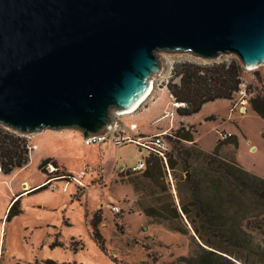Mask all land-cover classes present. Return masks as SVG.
Here are the masks:
<instances>
[{
  "label": "water",
  "instance_id": "obj_1",
  "mask_svg": "<svg viewBox=\"0 0 264 264\" xmlns=\"http://www.w3.org/2000/svg\"><path fill=\"white\" fill-rule=\"evenodd\" d=\"M158 53L258 68L264 0H0V124L105 135L161 73Z\"/></svg>",
  "mask_w": 264,
  "mask_h": 264
},
{
  "label": "rangeland",
  "instance_id": "obj_2",
  "mask_svg": "<svg viewBox=\"0 0 264 264\" xmlns=\"http://www.w3.org/2000/svg\"><path fill=\"white\" fill-rule=\"evenodd\" d=\"M157 55L164 68L178 61L199 60L187 54ZM168 78L166 73L156 81L153 77L151 83L155 81V88L137 112L118 117L124 136L131 139L141 135L150 139L159 131H167V134L184 124L186 128L194 126L200 148L211 151L222 132L231 133L238 143L235 148L237 162L264 179V120L248 105L245 106L248 111L242 112L240 97L235 101L239 104L237 107L231 100H217L205 104L192 117H181L176 112L179 106L174 104L166 87ZM242 82L247 88L252 87L255 94L262 91L264 65L244 70ZM28 138L33 146L29 164L10 175H4L0 169V222L13 198L10 197L11 189L17 188V193L27 191L19 197L22 213L12 219L8 227L4 225L1 246L6 241V250L1 251L0 264H44L47 261L54 264H173L178 257L189 253L193 233L173 231L186 228V221L173 223L175 229H172L148 219L142 212L147 206L158 207L170 199L162 200L164 197L152 190L157 188L141 173L129 176L118 173L117 168L137 163L136 146L131 141L118 145L112 137L101 143L86 144L78 130L45 131ZM165 140L173 153V146L167 138ZM233 150L232 146L226 147L224 155ZM46 159L56 161L62 170L76 178L90 167L81 178L83 190L79 197V182L73 177L72 181L56 179L52 182L54 188L49 186L30 194L31 187L47 180L48 175L40 169ZM167 173L165 184L174 196L179 189L188 202L185 181L192 173L185 172L182 167L175 173L177 178L173 171ZM115 206L121 211H115ZM98 211L103 215L102 240L96 238L92 224ZM262 211L264 207L248 212L252 213L249 216L253 226L259 224L261 217L257 215ZM55 243L58 245L53 246ZM253 243L259 253L244 254L249 256L251 264H264V239Z\"/></svg>",
  "mask_w": 264,
  "mask_h": 264
},
{
  "label": "trees",
  "instance_id": "obj_3",
  "mask_svg": "<svg viewBox=\"0 0 264 264\" xmlns=\"http://www.w3.org/2000/svg\"><path fill=\"white\" fill-rule=\"evenodd\" d=\"M244 70L246 69L242 63L234 57L207 62H175L173 79L166 87L175 103L181 104L176 109L177 114L192 117L205 104L217 100H231L237 106L236 99L240 97L239 100L242 101L239 91ZM258 79L262 81V78ZM245 100L254 113L264 120V89L255 94L252 87L248 88ZM169 133L163 137L169 140L174 152L168 154L167 162L157 154H150L147 168L141 174L157 188L152 190L164 197L162 200L169 198L170 201L161 203L158 207L147 206L142 212L148 219L170 228L175 222L186 221V228L173 231L187 235L193 233L190 250L187 255L178 257L173 264H251L249 256L244 253H259V248H256L253 241L264 239V211L257 215L261 218L256 226L252 225V218L249 216L252 213L248 212L264 207V179L247 171L237 162L235 148L238 143L233 136L225 141L219 140L213 150L205 151L196 142L194 133L197 130L194 126L186 128L182 124ZM229 146L234 147L233 152L224 155L225 148ZM32 148L28 136L0 124V169L4 175L26 167L31 160ZM49 163H53L58 170L55 176L48 175V181L51 182L57 176L72 181L70 175L50 159L44 160L40 165L44 173V167ZM179 167L192 173L185 181L190 198L188 202L179 189L177 196H174L165 184L167 171H173L177 178L175 173ZM133 174L140 173L129 172L124 175ZM50 182L35 191L48 188ZM81 190L83 189L79 187L77 196ZM19 197L20 195L15 197L7 211V224L22 213ZM102 222V212L98 211L92 224L96 238L101 240ZM56 245L58 243L53 246ZM44 264L54 262L47 261Z\"/></svg>",
  "mask_w": 264,
  "mask_h": 264
},
{
  "label": "built area",
  "instance_id": "obj_4",
  "mask_svg": "<svg viewBox=\"0 0 264 264\" xmlns=\"http://www.w3.org/2000/svg\"><path fill=\"white\" fill-rule=\"evenodd\" d=\"M163 66H162L161 73H159L158 75L155 76V81L158 77H163V74L166 73L169 75L168 80H166V82H165V84L167 85L169 83V79H171L173 77L174 64H172V65L167 64L166 68H164ZM155 81H154V83H155ZM162 83H163V81H162ZM247 90H248L247 84L245 82H242L240 85V91H239V94L242 98L241 108L245 107V105L248 102L247 100H245V97L247 96ZM116 116L119 117L120 115L116 114ZM165 134L166 133H157V134H154L150 139H146L145 136L140 137L141 135L137 136L136 138L134 137L131 139H127L124 136L123 131L121 130L120 123L118 121V122H116L115 127L112 130H110L109 132H107L105 135H100V136L94 137L88 141H86V138H84V139H85L86 144H94V143L104 142V141L108 140L109 138L113 137V140L118 145L123 144L125 141H131L133 144H135V146L137 147V159H138L137 163L132 167L128 166V165H124V166L117 168L118 173L127 174L129 172H135V173L144 172L147 168V158L152 153L159 155L161 158L164 159L165 162H167V158H168V154L170 152V148H169L168 143L166 142V140L163 137ZM127 137L130 138L129 136H127ZM231 137H232L231 133L222 132L220 134L219 140L225 141V140L230 139ZM57 170L58 169L52 163H49L44 167V171L50 175L55 174L57 172ZM89 170H90V167L87 166L85 168V170L82 171L77 178L73 177L72 175H70V176L68 175V176L71 179L74 178L77 182H79V186L83 187V183L81 182V178L86 176V174ZM114 210L118 211V212L121 211L117 206L114 207Z\"/></svg>",
  "mask_w": 264,
  "mask_h": 264
},
{
  "label": "crops",
  "instance_id": "obj_5",
  "mask_svg": "<svg viewBox=\"0 0 264 264\" xmlns=\"http://www.w3.org/2000/svg\"><path fill=\"white\" fill-rule=\"evenodd\" d=\"M246 107H247V104L245 105ZM245 107V109H246V111L248 110L247 108ZM242 112L244 111V108H242V110H241ZM172 130H174V129H172ZM167 131H159V132H157V133H166ZM171 132V131H170ZM157 133H155V134H157ZM169 133V132H168ZM199 145V144H198ZM136 150H137V147H136ZM53 164V163H52ZM54 165V164H53ZM47 175H50V174H48L47 172H45ZM51 176H55V174H52ZM59 178H61V177H54L53 179H52V181L50 182V181H48V177H47V180L45 181V182H43L42 183V185H37V186H33V187H31L30 188V194H33V193H36L37 191H35L36 189H38V188H40V187H42V186H44V185H46L48 182H50V186H52V182L53 181H55L56 179H59ZM26 181H23V183H25ZM53 188H54V186H52ZM80 187V186H79ZM80 188H82V187H80ZM17 191H18V189L16 188H12L11 189V192H10V197H12L13 196V198H12V200L11 201H9L8 202V204H7V207H6V212H5V215H4V219L3 220H1V222H0V256H1V251H2V253H4L5 252V250H6V241H4L3 242V244H2V246H1V236L3 235V230H4V225H5V218H6V213H7V211H8V209L10 208V206L12 205V203H13V201H14V199H15V197L17 196V195H23L25 192H27V191H23L22 193H17ZM21 199V198H20ZM9 224V223H8ZM8 224L6 223V226L8 227ZM6 228V227H5ZM5 238V237H4ZM3 238V240H5Z\"/></svg>",
  "mask_w": 264,
  "mask_h": 264
},
{
  "label": "bare ground",
  "instance_id": "obj_6",
  "mask_svg": "<svg viewBox=\"0 0 264 264\" xmlns=\"http://www.w3.org/2000/svg\"><path fill=\"white\" fill-rule=\"evenodd\" d=\"M249 70H251V69H249ZM154 88H155L154 87V83L153 82L150 83L149 90L146 92V94L143 96V98L136 105H134L131 109H129L128 111H125L123 113H119V115L120 116H127V115H129L131 113L137 112V110L141 107V105L143 104V102H145L147 100V98L151 95V93L153 92ZM174 104L176 106H181V104H178V103H174Z\"/></svg>",
  "mask_w": 264,
  "mask_h": 264
}]
</instances>
